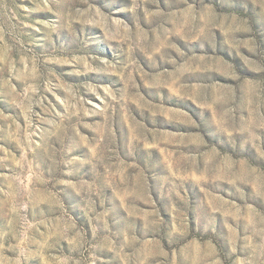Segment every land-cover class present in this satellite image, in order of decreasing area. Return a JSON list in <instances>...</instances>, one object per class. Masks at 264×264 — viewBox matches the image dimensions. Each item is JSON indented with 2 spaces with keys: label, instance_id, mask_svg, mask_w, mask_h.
Instances as JSON below:
<instances>
[{
  "label": "rangeland",
  "instance_id": "rangeland-1",
  "mask_svg": "<svg viewBox=\"0 0 264 264\" xmlns=\"http://www.w3.org/2000/svg\"><path fill=\"white\" fill-rule=\"evenodd\" d=\"M0 264H264V0H0Z\"/></svg>",
  "mask_w": 264,
  "mask_h": 264
}]
</instances>
